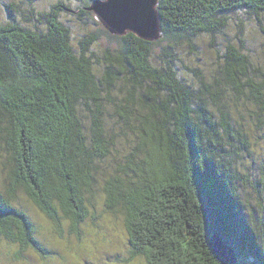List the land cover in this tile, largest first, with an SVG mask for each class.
Returning a JSON list of instances; mask_svg holds the SVG:
<instances>
[{
    "label": "trees",
    "instance_id": "trees-1",
    "mask_svg": "<svg viewBox=\"0 0 264 264\" xmlns=\"http://www.w3.org/2000/svg\"><path fill=\"white\" fill-rule=\"evenodd\" d=\"M50 1L39 9L11 0L0 22V239L18 246L15 258L47 253L14 203L19 191L58 234L64 223L79 237L98 161L117 149L112 118L131 144L100 191L103 206L123 215L132 255L221 264L209 245L217 232L235 264H264V217L245 209V191L264 188V164L243 167L255 134L264 138V51L239 36L204 74L173 60L174 45L214 40L238 12L254 16L264 40V0H158L157 41L109 33L89 9L94 0ZM161 40L170 48L154 63Z\"/></svg>",
    "mask_w": 264,
    "mask_h": 264
},
{
    "label": "rangeland",
    "instance_id": "rangeland-1",
    "mask_svg": "<svg viewBox=\"0 0 264 264\" xmlns=\"http://www.w3.org/2000/svg\"><path fill=\"white\" fill-rule=\"evenodd\" d=\"M9 1L11 0H0V22L9 20V15L4 7L5 3ZM34 1V5L39 9H46L51 2L50 0ZM27 3L25 2V4ZM90 17L94 18L93 16ZM71 18L69 17V19ZM72 22L75 29L78 30L80 27L75 24L76 18H72ZM94 28L98 27L94 26ZM257 31L258 23L254 16L238 12L230 15L227 27L217 34L214 40L210 39L209 35L204 34L192 39L191 46L188 44L174 45L173 60L183 69H187L186 66L190 70L201 69L204 74L208 67H218L220 62L216 59L217 52L222 53L224 45L228 41L238 43L239 36L246 39L247 45L253 50L264 51V40ZM107 39L106 36L101 35L99 46H107ZM161 41L154 47V63L159 62L164 48H170L165 40ZM109 42H111L110 39ZM107 125L117 132V149L115 153L113 150L110 156L98 161L101 175L97 176L99 182L94 187L92 206L89 208L90 215L85 223L80 225L79 237L70 233L64 223L62 224L61 235L58 234L49 219L32 204L22 191H19L14 203L25 211L35 225L37 229L36 238L47 253L42 256L31 250H26L18 259L15 258L18 246L0 239V264H146L144 256L132 255L131 253L123 215L119 209L113 212L103 206L100 191L102 179L107 177L108 173L119 172L117 168L124 163V156L129 152L131 144L130 141H126V136L127 138L132 137L129 129L119 121L116 122L112 118H107ZM255 135L257 138L250 147L251 156L245 161L243 167L249 165L252 166V169L254 167L256 169L259 163L264 164V138L260 137L259 132ZM4 177V171L0 170V187ZM245 192L248 193L246 196L249 201L246 203L245 209L253 210L258 219L264 217V188H259L258 191L251 188Z\"/></svg>",
    "mask_w": 264,
    "mask_h": 264
},
{
    "label": "water",
    "instance_id": "water-1",
    "mask_svg": "<svg viewBox=\"0 0 264 264\" xmlns=\"http://www.w3.org/2000/svg\"><path fill=\"white\" fill-rule=\"evenodd\" d=\"M157 1L158 0H94L89 9L94 13L101 25L113 35H124L127 32H131L143 40L157 41L162 37L160 19L155 8ZM101 10L106 13L108 17L107 21L101 18ZM143 13H152L155 16L158 26L154 31L140 33L127 27V21L131 17ZM209 245L221 264H235L236 254L234 250L223 241L217 232H213Z\"/></svg>",
    "mask_w": 264,
    "mask_h": 264
},
{
    "label": "snow or ice",
    "instance_id": "snow-or-ice-1",
    "mask_svg": "<svg viewBox=\"0 0 264 264\" xmlns=\"http://www.w3.org/2000/svg\"><path fill=\"white\" fill-rule=\"evenodd\" d=\"M100 16L102 19L107 21L108 17L103 10L100 11ZM157 26L158 22L152 13L136 15L127 21V27H130L133 31H138L140 33L154 31Z\"/></svg>",
    "mask_w": 264,
    "mask_h": 264
}]
</instances>
